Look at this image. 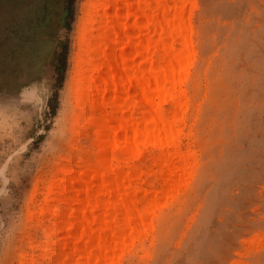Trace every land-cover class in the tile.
Listing matches in <instances>:
<instances>
[{
    "label": "rangeland",
    "instance_id": "374dc122",
    "mask_svg": "<svg viewBox=\"0 0 264 264\" xmlns=\"http://www.w3.org/2000/svg\"><path fill=\"white\" fill-rule=\"evenodd\" d=\"M110 2L0 0V264L59 262L61 251L50 260L57 250L52 213L64 204L46 203L49 186L63 168L76 169L81 155L95 161L101 121L118 126L112 83L103 82L106 94L87 88L79 102L73 82L79 53L95 60L82 64L86 85L92 76L111 78L95 71L104 58L88 54L99 44ZM125 3L105 30L116 55L128 42L135 50ZM187 14L195 58L184 85L189 103L180 146L194 152L191 173L168 199L159 198L152 228L120 258L264 264V0H190ZM83 23L90 43L81 51ZM148 160L136 163L150 167Z\"/></svg>",
    "mask_w": 264,
    "mask_h": 264
},
{
    "label": "bare ground",
    "instance_id": "6f19581e",
    "mask_svg": "<svg viewBox=\"0 0 264 264\" xmlns=\"http://www.w3.org/2000/svg\"><path fill=\"white\" fill-rule=\"evenodd\" d=\"M110 1L102 10L99 44L91 45L88 54L104 58L95 71L106 70L111 78L92 76L86 85L82 64L94 65V58L83 61L79 53L73 82L79 102L87 88L106 94L102 85L112 83V120L118 126L101 121L95 161L81 155L76 169L63 168L49 186L46 203L64 204L52 213L57 250L50 260L63 252L57 264H122L121 253L152 228L159 198L171 193L192 169L194 152L180 146L189 103L184 85L195 56L187 14L190 0H126L124 17L133 19L129 27L135 29V50L130 53L128 42L118 55L110 52L105 30L121 17L120 0ZM123 28L128 29L126 22ZM82 31L81 51L90 43L85 23ZM100 102L95 99L91 109ZM144 159L151 161L150 167L136 163Z\"/></svg>",
    "mask_w": 264,
    "mask_h": 264
}]
</instances>
